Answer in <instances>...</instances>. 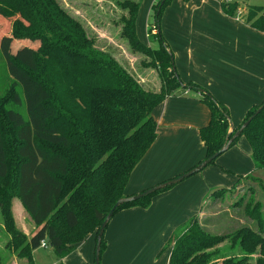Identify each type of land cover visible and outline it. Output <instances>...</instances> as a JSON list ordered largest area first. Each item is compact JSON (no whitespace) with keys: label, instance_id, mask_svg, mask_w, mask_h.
<instances>
[{"label":"trees","instance_id":"16d2710c","mask_svg":"<svg viewBox=\"0 0 264 264\" xmlns=\"http://www.w3.org/2000/svg\"><path fill=\"white\" fill-rule=\"evenodd\" d=\"M173 1L159 0L152 8L155 24L149 23V34L154 25L160 30L154 35L160 47L149 54L163 81L161 91L152 93L111 55L95 49L79 22L57 1L0 0V20L14 25L9 37L26 43L25 58L14 53L8 56L9 63L5 43L0 50V208L8 216L13 246L21 245L19 257L27 264H34L32 252L43 241L63 259L90 234L98 238L117 201L129 197L124 193L130 177L157 139L159 126L153 111L173 92L201 93L199 102L209 111L208 124L199 129L205 157L198 165L226 144L229 109L203 87L180 79L174 55L161 34L162 16ZM142 2L119 5L127 10L122 37L134 50L146 52L136 31ZM238 7L221 1L226 16L235 18ZM246 12L240 19L264 33V8L248 6ZM27 95L32 96L29 103ZM261 106L264 102L248 111L229 139ZM242 135L250 143L254 170L264 171V108ZM241 182L248 185L245 195L249 194L244 214L255 222L257 232L241 227L212 234L196 215L169 234L162 248L170 251L168 264H264V202L257 197L264 193V183L255 174L240 177L231 189L213 190L210 201L222 199L218 194L233 193ZM172 187L121 205L112 218L125 210L148 209L153 198ZM15 198L35 227L28 237L13 226L9 208ZM244 200L243 196L238 205ZM105 231L100 263L107 247ZM237 245L244 254H235Z\"/></svg>","mask_w":264,"mask_h":264},{"label":"rangeland","instance_id":"374dc122","mask_svg":"<svg viewBox=\"0 0 264 264\" xmlns=\"http://www.w3.org/2000/svg\"><path fill=\"white\" fill-rule=\"evenodd\" d=\"M55 1H57L65 13L79 22L87 37L93 41L95 49L111 55L114 60L117 61L118 64L121 65L146 91L152 93H158L161 91L163 81L160 77L159 67L153 62V59L149 54L150 51H152L151 49L155 50L160 47L158 39L154 36L157 34V29L154 25L151 28L152 33L150 36L149 28L147 27L148 23H151V25L155 24L154 13L150 6L152 2L157 3L159 0ZM125 1H131L134 3L143 1L136 21V31L140 42L147 46V53L134 50L130 45V42L128 43V41L122 37L124 28L122 19L126 17L127 10L122 9L120 5L124 4ZM219 1L237 3L239 5L237 10L241 11L242 14L247 13L246 7L248 6L264 8V0ZM238 11L235 18H238ZM13 26L8 21L0 20V50L3 49L5 43V46L10 51L8 53L7 50H4V57L7 63H9L8 56L14 55V53H18L25 58L24 52L26 50V43L15 42L13 38L9 37L13 30ZM161 34L164 37L162 27ZM34 47L36 48V46ZM25 55H27V53ZM185 91L187 90L179 89L176 93H180L181 95ZM191 91L197 93L193 90ZM172 94H174V92ZM27 97V102H31L30 99L32 96L27 95ZM251 109L252 108H250V110ZM248 111L246 112L238 109L232 113L229 112L235 128L241 124ZM183 126L187 125L183 124ZM159 128L160 129L158 130H161V126ZM174 151L179 152L176 150ZM194 155L179 157L173 151L167 150L161 155V157H159V159L164 165H166V168L173 166L171 170H174L175 173L176 170L181 168H176V166H180V164L187 158L192 159ZM191 169H193V167L183 171V173L181 172V174H179L178 171L177 173L179 175H174L175 177L168 181L176 179ZM146 170L150 172L148 168ZM134 172L131 175L133 176L134 174V176L133 178L130 177L129 186L124 193L126 197L136 196L143 193L142 191L139 192V187H135V185H139L138 181L141 180L139 178L138 170L137 172ZM250 174H255L261 182L264 183V171L254 170L250 143L245 135H242L228 151L215 160L214 164L207 166L201 172L196 173L177 185H174L169 190L178 191V207L174 210V213H158L153 220H149L148 225L144 226L137 234L142 237L140 240L130 237L131 244H129V246L131 247L129 250H131V252L129 256V264H168L170 251L168 249L163 250L162 248L167 242L170 231L180 226L183 222L198 215L201 210L202 213L198 215V217L200 218L203 227L212 234H226L241 227H249L252 231L257 232L255 222L248 219L244 214V206L249 197V194L245 195L248 192V185L244 182H241L240 186L233 190V193L228 194L227 192L226 194H223L224 196L218 194L222 199L219 198L210 201L213 190L231 189L240 177H246ZM158 175L159 171L150 175L148 182L154 176ZM158 185L152 186L147 190ZM243 196L245 197V200L240 206L238 205V202ZM257 197L258 199L262 198V201L264 202V193L262 191L258 193ZM152 204L153 200L151 205ZM152 207L155 213L167 210L162 206L152 205L148 209H142V211L150 212ZM9 214L13 226L23 235L28 237L35 230L31 219L18 199L15 198L10 202ZM118 216L119 214H116L109 223L105 231V239L112 232V229L115 226L114 221ZM7 217L8 216L3 212V209L0 208V264H27V260L24 257H19L18 252L20 251L21 245L19 244L16 248L13 246L14 237L8 232ZM256 236L257 235L254 236V239H256ZM96 244L97 239L94 235L87 236L74 251L69 253L63 259H60L52 249L40 246L32 252V258L34 264H94ZM234 252L239 256L240 254H244V249H241L237 245ZM103 256L101 258V264L104 263Z\"/></svg>","mask_w":264,"mask_h":264},{"label":"crops","instance_id":"0c3cea01","mask_svg":"<svg viewBox=\"0 0 264 264\" xmlns=\"http://www.w3.org/2000/svg\"><path fill=\"white\" fill-rule=\"evenodd\" d=\"M154 4L151 3V9ZM147 27L150 28L149 23ZM160 27L174 55L175 69L184 82L196 83L209 91L230 113L238 109L247 112L264 102V33L252 29L240 18L223 14L221 1L174 0L165 10ZM175 94L168 96L153 111L161 130L134 170H138L141 180L135 185L139 192L195 167L205 157L199 129L208 123L209 112L199 102L201 93L187 90L181 95ZM231 125L234 126L232 120ZM167 150L179 157L195 155L176 166L181 168L174 173L173 166L166 168L159 159ZM157 171L161 176H154L148 182L149 176ZM178 195V191H169L153 199L152 205L162 206L166 211L155 213L152 207L150 212L135 208L118 213L115 226L106 238L103 264H129L130 237L140 240L142 237L137 235L138 232L158 213H174ZM201 213L202 210L198 215Z\"/></svg>","mask_w":264,"mask_h":264},{"label":"water","instance_id":"95a60500","mask_svg":"<svg viewBox=\"0 0 264 264\" xmlns=\"http://www.w3.org/2000/svg\"><path fill=\"white\" fill-rule=\"evenodd\" d=\"M158 34H160V30H158L157 32ZM264 108V106L259 107V109L256 110V112L254 113V115L248 120L246 121L241 127L240 129L235 133V135L229 139L230 134L234 131V126L231 125V131L229 132L228 136H227V142L224 145V147L217 152L216 154H214L212 157H210L209 159L203 161L201 164H199L197 167H195L194 169L188 171L187 173L177 177L176 179H173L171 181L168 182H164L156 187H153L147 191H144L143 193L136 195V196H132V197H128V198H123L117 201V203L115 204V206L112 208V210L110 211L109 215L107 216L106 220L104 221V223L102 224L99 234H98V238H97V246H96V253H95V264H101L100 263V246H101V240H102V236L104 234V231L106 229V227L108 226L112 216L114 215L115 210L120 207L123 204L135 201V200H139L140 198H143L145 196H149L161 189H165L167 187H171L174 185H177L179 183H181L182 181H184L185 179L195 175L196 173L201 172L202 170H204L207 166H209L211 164V162L215 161L218 157H220L221 155H223L226 151H228V149L230 148L232 142L238 138L243 130L252 122V120L261 112V110Z\"/></svg>","mask_w":264,"mask_h":264},{"label":"built area","instance_id":"2783aa9c","mask_svg":"<svg viewBox=\"0 0 264 264\" xmlns=\"http://www.w3.org/2000/svg\"><path fill=\"white\" fill-rule=\"evenodd\" d=\"M242 15H243V14L241 13V11H238V18L242 17ZM41 246H42L43 248H46V247H47L46 242L43 241V242L41 243Z\"/></svg>","mask_w":264,"mask_h":264}]
</instances>
